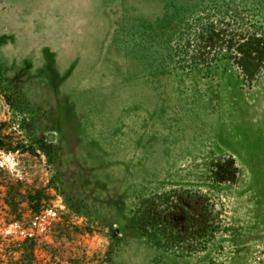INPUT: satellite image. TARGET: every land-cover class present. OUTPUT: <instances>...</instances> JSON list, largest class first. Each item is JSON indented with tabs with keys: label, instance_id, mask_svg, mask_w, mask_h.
<instances>
[{
	"label": "rangeland",
	"instance_id": "1",
	"mask_svg": "<svg viewBox=\"0 0 264 264\" xmlns=\"http://www.w3.org/2000/svg\"><path fill=\"white\" fill-rule=\"evenodd\" d=\"M0 147V264H264V0H0Z\"/></svg>",
	"mask_w": 264,
	"mask_h": 264
},
{
	"label": "trees",
	"instance_id": "2",
	"mask_svg": "<svg viewBox=\"0 0 264 264\" xmlns=\"http://www.w3.org/2000/svg\"><path fill=\"white\" fill-rule=\"evenodd\" d=\"M252 43L251 44H256L257 42H258V40H253V41H251ZM243 46V45H242ZM241 46V47H242ZM6 150H8V152H10V150L11 151H16L17 149L14 147V148H11V149H2V147H0V151H6ZM37 203H36V205H38L39 204V201H36ZM45 207H47V206H45ZM31 208H32V211H33V213H38L40 210L38 209V207H34V205H32L31 206Z\"/></svg>",
	"mask_w": 264,
	"mask_h": 264
},
{
	"label": "water",
	"instance_id": "3",
	"mask_svg": "<svg viewBox=\"0 0 264 264\" xmlns=\"http://www.w3.org/2000/svg\"><path fill=\"white\" fill-rule=\"evenodd\" d=\"M52 138H53V136H52V135H49V136H48V139H49V140H51Z\"/></svg>",
	"mask_w": 264,
	"mask_h": 264
}]
</instances>
